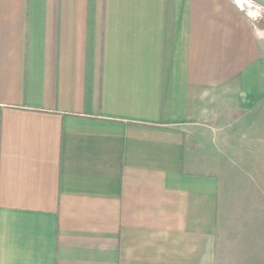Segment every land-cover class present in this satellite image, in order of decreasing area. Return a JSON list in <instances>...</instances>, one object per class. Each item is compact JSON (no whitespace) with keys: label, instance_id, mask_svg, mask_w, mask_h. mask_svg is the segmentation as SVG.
Instances as JSON below:
<instances>
[{"label":"crops","instance_id":"crops-1","mask_svg":"<svg viewBox=\"0 0 264 264\" xmlns=\"http://www.w3.org/2000/svg\"><path fill=\"white\" fill-rule=\"evenodd\" d=\"M263 108L234 0H0V264H264Z\"/></svg>","mask_w":264,"mask_h":264},{"label":"rangeland","instance_id":"rangeland-1","mask_svg":"<svg viewBox=\"0 0 264 264\" xmlns=\"http://www.w3.org/2000/svg\"><path fill=\"white\" fill-rule=\"evenodd\" d=\"M243 3H244L243 7H240V8L248 15V17H250L252 19L254 25L258 28V30H260V32L264 36V7L260 6V5H257V4H254L251 0H243ZM262 111H264V108L262 109ZM262 116H264V113H262ZM252 118L253 117L250 116V120ZM245 126H246L245 127L246 128V132L250 131V133H249L250 140L249 141H245L244 143H245L246 147H252V142H253V140L251 138L252 137V123L251 122L248 123L247 120H246ZM231 128H232V126L229 129H231ZM247 128H248V130H247ZM262 138H264V137H262ZM237 142L240 145L243 144V141H237ZM237 142H236V140H230L231 146H236ZM233 158L235 159V157H233ZM226 184H227V182H226ZM241 185H242V183L240 182V186Z\"/></svg>","mask_w":264,"mask_h":264},{"label":"water","instance_id":"water-1","mask_svg":"<svg viewBox=\"0 0 264 264\" xmlns=\"http://www.w3.org/2000/svg\"><path fill=\"white\" fill-rule=\"evenodd\" d=\"M254 4L264 7V0H251Z\"/></svg>","mask_w":264,"mask_h":264},{"label":"built area","instance_id":"built-area-1","mask_svg":"<svg viewBox=\"0 0 264 264\" xmlns=\"http://www.w3.org/2000/svg\"><path fill=\"white\" fill-rule=\"evenodd\" d=\"M238 4L239 7H243L244 3L243 0H241L240 2L238 0H235Z\"/></svg>","mask_w":264,"mask_h":264},{"label":"bare ground","instance_id":"bare-ground-1","mask_svg":"<svg viewBox=\"0 0 264 264\" xmlns=\"http://www.w3.org/2000/svg\"><path fill=\"white\" fill-rule=\"evenodd\" d=\"M239 2L241 1V0H238Z\"/></svg>","mask_w":264,"mask_h":264}]
</instances>
